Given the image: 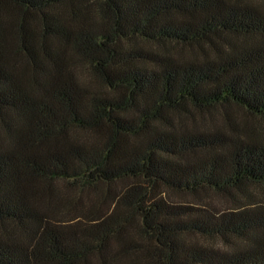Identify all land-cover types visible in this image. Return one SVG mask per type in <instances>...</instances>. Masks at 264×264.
<instances>
[{"label": "trees", "instance_id": "16d2710c", "mask_svg": "<svg viewBox=\"0 0 264 264\" xmlns=\"http://www.w3.org/2000/svg\"><path fill=\"white\" fill-rule=\"evenodd\" d=\"M258 188L264 4L0 0V264H264Z\"/></svg>", "mask_w": 264, "mask_h": 264}, {"label": "rangeland", "instance_id": "374dc122", "mask_svg": "<svg viewBox=\"0 0 264 264\" xmlns=\"http://www.w3.org/2000/svg\"><path fill=\"white\" fill-rule=\"evenodd\" d=\"M253 1H255V2H257V3H260V4H264V0H253ZM237 117L240 119V120H243V118H244V116L243 117H241V115H238L237 114ZM208 118V120L209 121H212V120H217V121H219L220 120V117H219V115H217V114H215L214 116H213V118L211 117H207ZM248 118V117H247ZM256 193L258 194V196L261 198L262 197V199H264V190H262V189H256ZM207 198L206 199H211V200H213L216 204H218V205H220L222 208H228V207H231L232 206V204H231V202H232V200L231 199H229V198H222V197H219V196H217V195H214V196H206ZM198 200V199H197ZM197 200L196 199H194L193 197H187L186 199H184V201H190V202H197Z\"/></svg>", "mask_w": 264, "mask_h": 264}]
</instances>
